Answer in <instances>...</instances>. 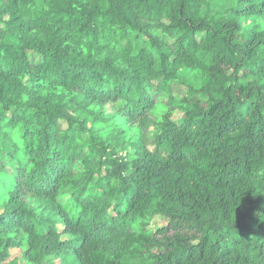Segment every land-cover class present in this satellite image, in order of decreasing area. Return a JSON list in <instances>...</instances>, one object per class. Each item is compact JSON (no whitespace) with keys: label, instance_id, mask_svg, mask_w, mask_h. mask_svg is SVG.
I'll use <instances>...</instances> for the list:
<instances>
[{"label":"trees","instance_id":"trees-1","mask_svg":"<svg viewBox=\"0 0 264 264\" xmlns=\"http://www.w3.org/2000/svg\"><path fill=\"white\" fill-rule=\"evenodd\" d=\"M0 264H264V0H0Z\"/></svg>","mask_w":264,"mask_h":264},{"label":"rangeland","instance_id":"rangeland-1","mask_svg":"<svg viewBox=\"0 0 264 264\" xmlns=\"http://www.w3.org/2000/svg\"><path fill=\"white\" fill-rule=\"evenodd\" d=\"M233 4L234 3H231L229 5H226V7L227 6L229 7V6L233 5ZM212 12H214V11H212ZM243 24H244V26H247L249 24V22L248 21H245ZM187 91L188 90L186 88H184L182 86H179V85H175L173 87L172 94H173L174 97H176L177 100H181L183 97L187 96ZM161 101L162 102H166L165 99H161ZM173 113L174 114L172 115V118L173 119H179L180 120V118L182 117V114L180 113V111H178L176 108H174V112ZM64 126H66L65 123H64ZM151 136L152 135L150 134V137ZM149 148L151 150H153L152 145L149 146ZM166 224H167V220L165 218H163V217H156V218L153 219V222L151 224V229L155 230L158 227L165 226ZM18 255H19V251L18 250H15V249L11 250V257H10L9 260L15 259Z\"/></svg>","mask_w":264,"mask_h":264}]
</instances>
